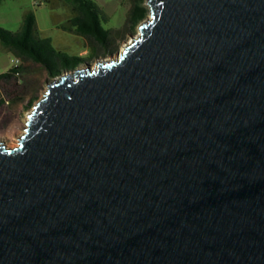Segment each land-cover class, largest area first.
<instances>
[{
  "label": "water",
  "instance_id": "water-1",
  "mask_svg": "<svg viewBox=\"0 0 264 264\" xmlns=\"http://www.w3.org/2000/svg\"><path fill=\"white\" fill-rule=\"evenodd\" d=\"M146 3L0 139V264H264V0Z\"/></svg>",
  "mask_w": 264,
  "mask_h": 264
},
{
  "label": "rangeland",
  "instance_id": "rangeland-1",
  "mask_svg": "<svg viewBox=\"0 0 264 264\" xmlns=\"http://www.w3.org/2000/svg\"><path fill=\"white\" fill-rule=\"evenodd\" d=\"M95 1L108 15L105 26L120 27L124 24L131 0ZM144 1L146 3V0ZM49 5L44 0H0V25L10 30H17L22 22L23 14L27 10H32L40 35L49 36L56 48L86 58L76 67L86 64L92 66L96 59H106L115 55L131 39V36L137 33L136 29L139 23L134 28H125L119 36L114 38L112 51L98 49L96 53H91L87 38L60 27V23L70 13V6L64 0H51ZM14 56L16 55L0 43V72L11 65V58ZM19 58L23 68L18 75L17 84L28 80L33 83L30 90L22 95L19 94L15 86L7 88L0 86L1 96L5 99V102L0 105V139H3L8 146L15 145L18 141L19 131H22V126L26 122L24 119L27 117L26 113L31 110L34 102L41 96L45 89V82L49 79L46 71L33 60L23 59L20 56ZM35 94L37 96L34 98L33 104L27 105L28 98Z\"/></svg>",
  "mask_w": 264,
  "mask_h": 264
},
{
  "label": "trees",
  "instance_id": "trees-1",
  "mask_svg": "<svg viewBox=\"0 0 264 264\" xmlns=\"http://www.w3.org/2000/svg\"><path fill=\"white\" fill-rule=\"evenodd\" d=\"M48 5L51 0H44ZM70 6L68 17L60 23V27L73 31L89 40L91 53L98 49L112 51L114 38L119 36L125 28H134L139 21L148 13L144 0H131L126 13V19L120 27L105 26L108 21L107 13L99 7L95 0H64ZM50 6V5H49ZM0 43L17 57L31 59L43 68L49 78L57 75L63 69L74 68L83 61L84 56L68 53L56 48L49 36H42L36 26L35 14L27 10L23 14L22 22L17 30H10L0 25ZM23 65L17 67L9 66L0 72V86H15L19 94L30 90L32 81H24L17 84L18 75ZM36 94L28 98L32 103ZM5 102L0 91V105ZM33 104V103H32ZM31 104V105H32Z\"/></svg>",
  "mask_w": 264,
  "mask_h": 264
},
{
  "label": "built area",
  "instance_id": "built-area-1",
  "mask_svg": "<svg viewBox=\"0 0 264 264\" xmlns=\"http://www.w3.org/2000/svg\"><path fill=\"white\" fill-rule=\"evenodd\" d=\"M11 65L10 66H13V67H17V66H19L20 64H21V60H20V58L19 57H17V56H14V57H12L11 58ZM17 74H19L20 73V71H18V70H16L15 71Z\"/></svg>",
  "mask_w": 264,
  "mask_h": 264
},
{
  "label": "bare ground",
  "instance_id": "bare-ground-1",
  "mask_svg": "<svg viewBox=\"0 0 264 264\" xmlns=\"http://www.w3.org/2000/svg\"><path fill=\"white\" fill-rule=\"evenodd\" d=\"M131 39H132V36H131ZM131 39H130V40H131ZM128 42H129V41H128ZM128 42H126L125 44H127ZM125 44H124V45H125ZM110 58H111V57H109L108 59H110ZM19 135H20V134H19ZM15 144H16V143H15ZM6 146H7V145H6ZM11 146H13V145H11ZM9 147H10V145H9Z\"/></svg>",
  "mask_w": 264,
  "mask_h": 264
}]
</instances>
